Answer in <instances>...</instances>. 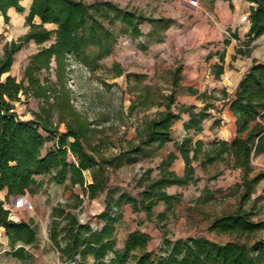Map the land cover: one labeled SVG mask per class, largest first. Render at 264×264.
<instances>
[{"label": "trees", "instance_id": "16d2710c", "mask_svg": "<svg viewBox=\"0 0 264 264\" xmlns=\"http://www.w3.org/2000/svg\"><path fill=\"white\" fill-rule=\"evenodd\" d=\"M25 0H0V12L9 23L8 11L16 9L24 13L21 3ZM26 17L29 27L26 34L17 40L7 42L0 51V192L10 197L36 195L45 182L68 189L79 187L81 194L75 196V204H59L54 207L48 237L59 253L62 262L68 264H264V240L247 242L230 241L217 243L203 237L171 240L164 238L159 249L149 250L150 236L135 231L129 233L123 247L117 246L116 233L123 218L122 208L131 205L134 211H142L148 222H164L174 214L181 196L170 194L173 186L185 187L200 180L198 172L208 175L209 168L223 164L226 168L239 171L242 183L237 185L240 206L234 214L215 219L209 226L214 233L238 234L248 237L264 229L263 223L251 220L252 213L243 208L254 193L255 186L264 180V173L254 172L253 159L264 154V61H254L242 77L230 101V111L236 118V137L227 142L215 139L211 142L195 141L193 134L203 131V124L215 109L214 95L202 93L198 98L205 105L177 104V88L182 68L174 72V90L167 96V104L154 119L144 122L135 139L127 148L110 159L98 158L96 149L88 140V124L73 113L70 92L64 89L59 98V89L48 80H41L43 72H49L54 63L55 75L62 82L66 76L68 58L95 71L98 62L113 53L118 35L109 26L120 25L123 33L137 38L143 35L140 26L148 23L152 30L150 42H163L165 34L174 25L169 18L152 19L143 14L121 9L111 2L84 0H30ZM231 2L232 0H225ZM250 3V29L246 41L241 42L237 55L250 57L253 43L264 36V0H245ZM38 18L40 23H35ZM52 24L50 30L46 25ZM35 43L38 51L33 54L25 69L22 80L10 74L15 56L28 43ZM147 47V46H146ZM215 67L216 78L224 73V55ZM116 68L118 66H115ZM118 76L123 75L119 69ZM192 93L197 94L198 92ZM223 97H226L224 92ZM43 101L40 113L34 112V119L22 121L15 104L21 97ZM54 99V102H51ZM62 112H70L73 122L60 116L58 123L52 122L56 106ZM183 114L189 116L184 128L188 135L181 142H174V148L185 162L184 174L177 175L172 165L177 159L174 152L168 154L155 169L145 170L139 180L141 191L133 196L125 190L110 186V170L125 163H136L153 158L156 152L171 143L172 128ZM66 131L60 132V124ZM216 122L214 126H218ZM154 171L157 175L153 177ZM90 173L88 183L85 174ZM219 174L208 176L215 179ZM106 194L104 210L96 218L100 227L93 228L89 222H81L74 212L85 201H93ZM165 205V212L155 214L159 204ZM11 213L0 202V228L5 232L13 257L27 260L32 254L26 246L35 247L39 241V230L31 221H14Z\"/></svg>", "mask_w": 264, "mask_h": 264}, {"label": "rangeland", "instance_id": "374dc122", "mask_svg": "<svg viewBox=\"0 0 264 264\" xmlns=\"http://www.w3.org/2000/svg\"><path fill=\"white\" fill-rule=\"evenodd\" d=\"M84 1L111 2L121 9L137 11L148 18H169L175 22L166 32L163 42L158 43L150 42L148 34L152 26L148 23L140 26L143 35L137 38L123 33L120 25H108L118 35V40L113 53L99 61V67L95 71L70 56L63 83L56 78L54 63L49 72H43L40 76L41 80H48L57 86L59 98L64 89L70 92L72 114H77L88 124L90 130L88 140L96 149L95 154L98 158L110 159L127 148L128 142L136 138L138 129L145 121L154 119L164 110L167 104L166 98L174 90V72L183 67V59L180 55L186 51L185 47L190 43L196 18L205 16L210 24L213 23L210 12L204 9L211 0H200L198 6L193 5V0ZM27 4L24 3L26 7ZM22 19L23 15H18L13 17L9 24H5L0 16V51L7 42L17 40L28 31L29 27L27 23H22ZM37 21L40 22L39 19ZM229 39H232V33ZM240 44L238 42V47ZM37 51L36 44L31 42L25 45L16 54L10 74L19 81L22 80L30 57ZM252 51L258 56V60L264 61V38L257 41ZM119 69L123 70L121 76L117 75ZM235 71L240 72L239 69ZM179 77L180 80L183 79L181 75ZM181 84L179 81L177 92L181 89ZM51 102H54V99H51ZM15 107L22 121H30L34 119V112H41L43 101L22 96ZM70 114V112H62L57 105L52 113V122L57 124L62 116L74 124ZM220 114L225 124L230 123L227 116ZM59 129L65 132V124H60ZM166 150L168 151L165 149L164 152ZM150 159L125 163L116 170L111 169L112 190L119 187L133 196H138L141 191L139 180L145 170L152 166ZM252 166L254 172L250 178L258 173H264V154L255 157ZM219 173L220 175L215 179L208 180V176ZM205 176L208 180L205 179V187L204 183L199 181L192 186L171 189V193L181 196V201L174 214L169 215L163 223L151 224L139 219L133 209L123 215L116 233L117 246L120 248L123 245L128 232L136 226L142 229L151 227V233L158 237L152 244L156 251L164 237L171 240L203 237L217 243L241 241L249 245L256 240H264V229L252 235L249 240L248 237L238 234H218L209 230L212 221L234 214L238 210L240 193L237 192V185L242 183V176L239 171L226 168L223 164L210 167L208 175ZM39 179L45 182L41 191L36 195L19 196L17 202H14L15 199L7 200L6 193L0 192V202L5 203L12 220H32L39 230L37 246L25 247L33 257L22 260L8 253L11 249L4 230L0 228V264H68L60 260L59 253L49 240L51 214L54 207L59 204L73 206L76 202L75 196L77 193L81 194V190L79 187L68 189L66 186L49 183L47 178ZM243 208L246 212L252 213L253 222L264 224V180L255 186L254 193ZM74 212L81 222H89L93 228L100 227L101 223L96 218L99 214L97 202L85 201L83 206Z\"/></svg>", "mask_w": 264, "mask_h": 264}, {"label": "crops", "instance_id": "0c3cea01", "mask_svg": "<svg viewBox=\"0 0 264 264\" xmlns=\"http://www.w3.org/2000/svg\"><path fill=\"white\" fill-rule=\"evenodd\" d=\"M25 2L28 3V7L24 5ZM21 5L25 9V12L18 13L16 9L11 8L8 11V17L10 18L9 22L13 20V17L15 18L18 17V15H23L22 23H26V17L29 14L31 1L25 0L21 3ZM251 6L252 5L245 0H232L231 2L225 0H211V2L204 9L205 11L210 12L209 14L212 16L211 19L213 23L210 24L211 22L205 16H199L198 18H196L194 23V30H192L191 32L192 37L190 39V43L185 47L186 51H184L183 54L180 55V58L183 59L181 76L184 79V82L183 79L180 80L182 86H180L181 89L177 92L176 95L177 104L184 106H196L197 110H200L201 108H203L206 101L198 98L199 94H214L218 98L217 101H213L215 109L210 110L211 116L204 122L203 131L198 134L191 133V135H194L195 141L211 142L215 139H218L231 142L236 137L237 120L233 113L230 111V101L231 99H233V96L244 74L252 66L254 61H260L258 60V56L254 54V51L251 52L250 57L240 56L236 53L238 42H244L248 38L250 29L249 14ZM0 16L5 24H9L5 22L1 12ZM245 16L248 17L247 21L243 20ZM37 20L38 18H36L34 22L40 23ZM53 26L54 25L52 24H48L46 25V28L53 30L55 29L52 28ZM226 32L232 33V39L226 38ZM261 38H264V36ZM257 41L253 43V46L257 45ZM208 44L209 47H207ZM221 55H224V73L220 76V78H216L214 69L217 65L222 64L220 62ZM231 66H233V68H231ZM237 69H239L240 72H236L235 70ZM190 90L198 93L194 94ZM224 92L226 93L225 98L222 95ZM219 105L221 106L219 107ZM220 113L224 114V116H227L230 123L225 124ZM188 119L189 116L187 114H183L181 116V119L174 124L172 128L173 141L159 149L156 152L155 156L150 159V162H152V169H155L159 165V163L168 156L169 153L174 152V154L177 156V159L172 165V170L179 176H182L184 174L185 162L180 153L175 150L174 142H181L188 135L187 131L184 128V124L188 121ZM216 122L219 123L218 126H214ZM60 132L64 131L60 130ZM165 149H168V151L166 150V152H164ZM156 175L157 171H154L153 177H155ZM85 176L87 182L91 183L92 178L90 173H86ZM198 176L200 177V180L188 186H192L201 181L204 183L205 187V179L207 180L205 174L199 171ZM173 188L178 189L181 187H170L168 189V192L170 194H174L170 192ZM18 197H10L9 201L15 199L14 202H17ZM105 197L106 194L104 193L97 199L89 201L91 203H98L99 213L104 210ZM132 209L133 208L131 205H124L122 208V214L126 215L127 213L131 212ZM165 210V205L161 203L155 207L154 212L157 215L165 212ZM134 212L139 219H142L144 221L146 220V215L144 212ZM146 222L148 221L146 220ZM156 222L157 221L154 220L150 223L153 224ZM135 231H140L148 234L151 238L149 242V250H154L152 244L156 241V238L158 239V237L156 235L154 236L151 233V227L149 226L148 229H142L136 226L130 232H128V234ZM163 239L161 240V243ZM121 247H123V245Z\"/></svg>", "mask_w": 264, "mask_h": 264}, {"label": "built area", "instance_id": "2783aa9c", "mask_svg": "<svg viewBox=\"0 0 264 264\" xmlns=\"http://www.w3.org/2000/svg\"><path fill=\"white\" fill-rule=\"evenodd\" d=\"M200 0H193V5L194 6H198V2H199ZM243 20H245V21H247L248 20V17L247 16H245L244 18H243ZM226 36L228 37V38H231V33L230 32H226ZM96 229V228H95Z\"/></svg>", "mask_w": 264, "mask_h": 264}]
</instances>
